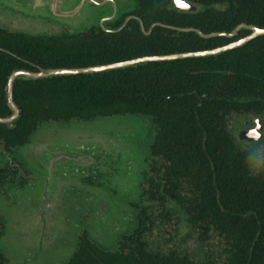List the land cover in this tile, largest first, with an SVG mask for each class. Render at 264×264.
<instances>
[{
  "label": "trees",
  "instance_id": "obj_1",
  "mask_svg": "<svg viewBox=\"0 0 264 264\" xmlns=\"http://www.w3.org/2000/svg\"><path fill=\"white\" fill-rule=\"evenodd\" d=\"M168 1L138 0L132 14L145 26L167 24L204 36L239 26L264 29V0H186L198 7L194 14L167 11ZM248 34L240 30L232 38L206 39L156 28L150 35L132 29L126 34L37 37L0 28V117L9 114L7 81L14 71L86 68L206 51ZM12 101L18 119L10 129L0 124L7 145L19 138L26 144L38 126L52 121L142 118L153 130L147 150L155 160L142 198L155 201L161 211L165 196L178 206L181 219L176 220L169 213L162 217L140 209L136 226L119 240L116 251L82 239L64 264H264V165L256 163L262 152L236 137L245 124L264 120V36L205 58L15 80ZM262 126L264 143V122ZM162 220L171 228L172 221L186 226L180 241L193 238L190 249L196 246L203 257L199 260L187 249L150 247L145 239Z\"/></svg>",
  "mask_w": 264,
  "mask_h": 264
},
{
  "label": "water",
  "instance_id": "obj_2",
  "mask_svg": "<svg viewBox=\"0 0 264 264\" xmlns=\"http://www.w3.org/2000/svg\"><path fill=\"white\" fill-rule=\"evenodd\" d=\"M74 1L75 0H0V10L6 13L13 10L14 12L18 13L21 18L34 17L38 19L49 17L55 20L72 21L75 18H80V11L83 7H94L98 10L107 9V14L99 18L100 24H104L109 23L114 19H117L123 13L131 9V7L129 8L127 7V5H122L116 0H76L77 3L75 6H69L71 2ZM170 7H172L174 11L179 14L184 12L195 13L198 9L196 5H193L185 0H179V3H177V0H170ZM17 20H19L18 17ZM0 27H3V25L0 24ZM5 28L10 31L13 30V28L9 24H7ZM240 30H247L249 34L230 44L206 51L162 55L154 57H142L125 62L86 68H59L51 70H39L38 72H27L22 70L14 71L11 73L7 81V102L10 106V110L14 114V112L16 111L14 108L15 105L12 101V88L13 82L15 80H38L61 76H76L81 74L89 75L110 70L125 69L129 66H133L142 62H168L188 58H205L208 56H216L226 51L237 49L259 36H264V29H258L251 26H239L230 33L211 34L203 37L206 39L212 37L232 38L235 36L236 32ZM13 117L14 116L5 119L0 118V124L10 123ZM116 118L100 117L93 120L71 122L69 126H83V132H85L86 138L84 140L85 145H82L83 147L81 148V151H79V149L76 150L74 148H71L70 150H57L56 152L48 151L47 140L37 141L36 139V132L38 129H36L30 135L28 142L20 148H22L23 151H25L26 153L31 154V156L37 162L39 167L42 168L43 172H45V175L42 178H38L40 181L46 184H50L52 177L57 172H61L60 175H62L64 180L62 182V187H65L67 189L70 188L72 199L79 198V192H82V194H84V191H87V196L93 193L95 195L100 193L101 195L103 191L98 190V184L93 185L91 182L99 183L100 180L109 182L112 178H114L115 175L114 169L112 168V165H110L109 162L113 161L115 163L116 160L120 159L126 161V170H122L121 172L124 173V178L127 177L129 181H131L133 185V192L137 193V188L142 180L141 175L139 173L143 169V167H145V156L140 144L138 142H134V140L138 137V135L135 134L136 130L133 132L134 135L127 134L130 135V138L121 135L119 133V130L117 129L116 122L119 120L125 121L127 119ZM263 122L264 120L262 118H257L253 120V127L245 131H239L236 136L237 140L248 143L260 142L263 137ZM49 123L59 122L52 121ZM109 123L113 126L108 127L106 124ZM85 124L92 125L87 127V125ZM77 127H75V129ZM114 128H116V130ZM95 131H97V136L93 133ZM129 140H131V143H128ZM260 151L264 153V143L260 145ZM262 159H264V157H262ZM83 169H86V173L82 175L80 174V170ZM75 174L78 176L81 175L86 177V186L89 185V187L86 188L85 186L84 189H79L78 186L80 185V177L73 178V175ZM70 176L71 178H73V180L69 178ZM99 185H101L102 188H107L105 187L106 185L102 182H100ZM109 191H113L112 193L118 195V192L115 191L113 188H111ZM44 197H46V195ZM65 248L67 249V251H70L66 254V256H63V258L67 260L75 251L74 242H71V244L66 245ZM55 254L60 256L59 253L55 252ZM48 255L49 258H51L52 253ZM38 256H40V254H36V257H34V259H36Z\"/></svg>",
  "mask_w": 264,
  "mask_h": 264
},
{
  "label": "rangeland",
  "instance_id": "obj_3",
  "mask_svg": "<svg viewBox=\"0 0 264 264\" xmlns=\"http://www.w3.org/2000/svg\"><path fill=\"white\" fill-rule=\"evenodd\" d=\"M118 3L122 5H127V7L133 6V1H123V0H116ZM122 1V2H120ZM77 1L71 2L69 6L72 5L75 6ZM71 8V7H70ZM9 13V14H8ZM3 12L0 10V24L3 25V27L7 26L9 24L13 30L17 32H24L28 35H50L52 33L60 34L61 32H82L88 28H91L92 26L100 25L99 18H101L103 15L107 14V9H101L98 10L94 7H83L80 11V18H75L74 20L65 21V20H55L52 18H34V17H28V18H21L18 13L11 10L10 12ZM82 15V17H81ZM17 17L19 20H17ZM20 17V18H19ZM58 23H61L60 25ZM59 27V28H57ZM116 118V117H115ZM116 119H127L125 121L119 120L115 121L117 125V129L119 130V133L123 136H126L130 138V135L127 134H133V132L136 130V133L138 135L137 139L134 140V142H138L143 150V142L148 141V138L151 136V133L148 131V128L145 127L144 120L142 118H139L137 116H118ZM74 122V121H72ZM71 122L69 123H49L45 124L42 127L38 128L36 132V139L39 140H47V147L48 151L50 152H56L57 150H63L71 148L79 149L81 151L82 145H85V132H83V126L82 125H75V126H69ZM119 123V125H118ZM88 126L92 124H85ZM108 127L113 126L110 123L106 124ZM106 126V127H107ZM75 127H77L75 129ZM97 127V126H95ZM116 130V128H114ZM85 131V130H84ZM73 133V134H72ZM94 135L97 136V131L93 132ZM264 133V132H263ZM134 135V134H133ZM132 137V136H131ZM147 138L144 140V138ZM36 141V142H37ZM128 143H131V140L128 141ZM144 153V150H143ZM145 156V153H144ZM15 159L23 166L24 170L28 173V177L33 179V183L35 184V187L32 191L29 188H26L22 191L20 198L23 199L26 198H40V196H35L33 192H36L38 190V186L41 188V191L43 194L46 195V198L49 199H58L60 201H68L73 200L75 198H71V192L70 188L62 187L63 177L61 172H57L51 179L50 184H46L42 181H40L38 178H42L45 174L43 172L42 168L39 167L37 162L34 160V158L31 156V154L26 153L23 151L22 148H19L17 153L15 154ZM145 162V161H144ZM110 165H112V168L114 169V178H112L109 182H106L104 180H100L103 184H105L107 188H102L99 183L91 182L93 185L98 184V190H102V194L98 193L97 195L90 194L87 196L86 192L82 194V192H79V198L83 202H86L82 207L83 209H94L93 215L89 217L88 219V226L87 229L89 231L90 237L99 245L110 248L113 246V242L116 237L121 236L123 233H125L127 229V224L131 222L132 220V214L130 211V205L135 204L139 199V186L137 188V193L133 192V185L131 181L126 177L124 178V173L121 172L122 170H126V161L116 160L115 163L113 161L109 162ZM146 166V164H145ZM144 168L140 171L141 173L144 171ZM80 177V179L84 176L81 175H73V178ZM109 177V176H108ZM107 177V178H108ZM71 180V176L69 177ZM86 183H87V179ZM69 182V181H68ZM89 187L86 186V188ZM40 188L38 191H40ZM47 188V189H46ZM84 188V185H83ZM85 188V189H86ZM102 188V189H101ZM113 188L115 191L118 192V195L110 192L109 190ZM82 190V189H81ZM13 199H15L17 196L14 195V193L11 194ZM78 198V199H79ZM8 203L7 201L0 202V214L4 211V209H8ZM104 204V205H102ZM112 206L114 210H117L118 215V221L117 225L114 230L106 231L105 225L110 224L111 215L105 219L100 220L96 216V210L100 209L103 206L108 205ZM148 206V203L144 202V207ZM15 210H17L15 208ZM11 211V210H10ZM9 212V211H8ZM151 212V209L148 206L147 214ZM126 213V215H125ZM154 215L156 213L153 211ZM81 215L84 214V212H80ZM177 217L181 219V216L179 213H177ZM16 212H11L10 216L7 215V234L5 238H3L0 241V245L2 247V251L4 252L5 257L7 258L9 264H24L25 260H27V264H63L66 259L63 258V256H66L67 253L70 251L65 248L66 245L71 244V242H74V250L76 249V237L75 235H72L70 237L66 238V245H62L60 242L58 243L55 240H51L48 245H46L44 248L41 247L40 249H36V246L38 247L36 242L31 241L28 233H22V223H19L18 221H15ZM81 216H78L80 219ZM173 227L165 224V221L162 220L161 223L154 226L152 229L151 234H149L145 241L149 244L150 247L157 248L160 247L161 251L165 250H174V249H180L182 251L186 250L193 254L194 257L200 260L202 256V253L199 252V250H196V246L194 249H190L191 246H193L194 241L188 239L185 242H181V238L187 232L186 226H174V221H172ZM101 225L102 228H101ZM132 228V225L129 227ZM123 231V232H122ZM122 232V233H121ZM169 232V233H168ZM168 233V234H167ZM162 237V238H161ZM171 237V241H167ZM190 240V241H189ZM109 241V242H108ZM188 241L190 243H188ZM52 242V243H51ZM180 242L182 244H180ZM37 250H48L52 252L51 258H49L50 253L43 252L39 253L40 256H38L36 259V252ZM60 254L56 255L55 251ZM74 253V252H73ZM62 255V256H61ZM40 259V260H38ZM42 259V260H41Z\"/></svg>",
  "mask_w": 264,
  "mask_h": 264
},
{
  "label": "flooded vegetation",
  "instance_id": "obj_4",
  "mask_svg": "<svg viewBox=\"0 0 264 264\" xmlns=\"http://www.w3.org/2000/svg\"><path fill=\"white\" fill-rule=\"evenodd\" d=\"M132 1H133V6L129 11H126L120 17L114 19L109 23H104L100 25L98 24L82 32H72V33L61 32L60 34L52 33L50 35H31V36L64 37L72 34H86L88 32H94V33L102 32L107 35H114L118 33L126 34V32H130L132 29L134 32L138 31L144 35H150L154 32V29L162 28L164 30L175 33L192 32L197 34L201 38H204L203 37L204 35L190 28H179L177 26H171L160 23H153L148 26H145L140 18L132 14L135 7V3L138 0H132ZM169 1L165 9H167V11H174V9L170 7ZM181 14H194V13L184 12ZM131 21H135V23H131ZM58 24L60 25L61 23ZM0 28L6 29L5 27H0ZM11 32H17V31H11ZM8 108H9V114L5 117H0V118L5 119L14 116L10 123L1 124L10 129L12 128V125L19 117V110L16 106H14L16 112H14L13 114V112L10 110L9 105ZM43 125L38 127L40 128ZM144 125L145 127L148 128V131L151 133L152 136L153 130L149 125V123L146 122ZM251 127H253L252 124H247V125L245 124L244 128L242 130H238V132L248 130ZM151 136L148 138V141L146 140L147 138L145 137L144 140H146L147 143L143 142L142 145L145 153L144 161L146 166L144 168V171L141 173L142 180L139 184V199L135 204L130 205L132 220L126 225L127 229L125 233H123L121 236L116 237L113 242V246L110 248H106L99 245L90 237L87 226H88V219L90 216L93 215L94 209L92 208L83 209L82 206L86 204V202H83L82 200H80V198L68 200L67 202L60 201L58 199H49L44 197L45 194L42 193L41 188L39 186H38V190L40 188V191L37 190L36 192L33 193L35 194V196L38 197L40 196V198H26V199H23L22 197L20 198L21 193L24 189L30 187L32 191L34 188H36L35 184L32 182L33 179L28 177V173L26 172V170H24L23 166L15 159V154L17 153L18 149L22 147L23 142L21 138H19L18 139L19 141H17L16 139L13 145L12 144L7 145L5 140H2L0 138V172H1L0 202L4 200L7 201L8 203L9 202L11 203L8 204V209H4V211L0 214V241L3 238H5L7 234V230H6L7 215L10 216L11 212L13 211H15L17 214L15 216V221L22 223L23 228L21 232L28 233L30 240L36 242L37 245L39 244L38 247L36 246V249L38 248L40 249L41 247L44 248L46 245L49 246L48 243H50L51 240H55L58 243L60 242L62 245L65 246L67 242L66 238L75 235L76 248L80 243V241L82 239H85V240H89L91 243L95 244L96 246H98L99 248L103 249L106 252L107 251L114 252L116 251L119 240L123 236L127 235L134 228V226H136L135 224H136L137 213L140 211V209L148 208V206L152 211L156 213V215H159V213H161L162 217H165L166 213H169V215L173 217L172 220L174 219L176 220L177 214L175 211L176 210L175 206H177V204L171 199H168L166 196L163 198V207L161 211L160 208H157L158 205L156 204L155 201H150V200L146 201L142 198L143 188L148 186L146 181L153 174L151 172L152 162L153 161L155 162V160L151 159V157L148 155V150H147L151 140ZM28 140L29 138L26 140V142H28ZM261 143L262 141L255 144L258 146V148H260ZM262 157H264V155L262 153H258V159L256 160V163L264 165V159H262ZM85 171L86 169L80 170V174L82 175L85 174L86 173ZM85 179L86 177H82V179H80V185L78 186L79 189H84L83 185L84 187L87 185ZM12 193H14V195L17 196L15 199L10 197ZM144 202L148 203V206L144 207ZM15 208L17 210H15ZM80 212H84V214L81 215ZM116 214H117V210H114L112 206H109V204L96 210V216L100 218V220H105L111 215L110 224L108 223V225H105V229L108 228V230L106 231L114 230L116 227H118L117 221L119 218L118 215ZM78 216H81L80 219L78 218ZM131 225L132 228H129ZM102 226L103 225H101V228ZM190 238L191 237H187L186 241ZM190 240L194 241L193 238H191ZM189 241L188 243H190ZM54 251L57 253L56 250ZM43 252L52 253L48 250H37L36 254ZM26 261L27 260H25L24 264H27ZM0 264H9L7 258L4 255V252L2 251L1 245H0Z\"/></svg>",
  "mask_w": 264,
  "mask_h": 264
},
{
  "label": "snow or ice",
  "instance_id": "obj_5",
  "mask_svg": "<svg viewBox=\"0 0 264 264\" xmlns=\"http://www.w3.org/2000/svg\"><path fill=\"white\" fill-rule=\"evenodd\" d=\"M177 3H179V0H177ZM182 6H185V5H182Z\"/></svg>",
  "mask_w": 264,
  "mask_h": 264
}]
</instances>
